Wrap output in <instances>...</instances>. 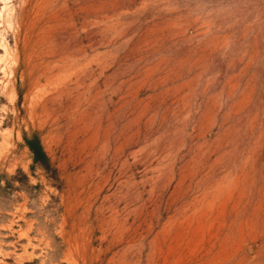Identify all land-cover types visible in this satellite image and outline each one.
Instances as JSON below:
<instances>
[{
	"label": "rangeland",
	"instance_id": "374dc122",
	"mask_svg": "<svg viewBox=\"0 0 264 264\" xmlns=\"http://www.w3.org/2000/svg\"><path fill=\"white\" fill-rule=\"evenodd\" d=\"M0 264H264V0H0Z\"/></svg>",
	"mask_w": 264,
	"mask_h": 264
},
{
	"label": "trees",
	"instance_id": "16d2710c",
	"mask_svg": "<svg viewBox=\"0 0 264 264\" xmlns=\"http://www.w3.org/2000/svg\"><path fill=\"white\" fill-rule=\"evenodd\" d=\"M27 143L33 154L34 161L44 164L47 161V156L39 140L34 139V141H28Z\"/></svg>",
	"mask_w": 264,
	"mask_h": 264
}]
</instances>
